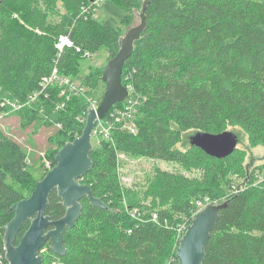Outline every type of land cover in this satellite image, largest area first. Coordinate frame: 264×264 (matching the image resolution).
Returning <instances> with one entry per match:
<instances>
[{"label": "trees", "instance_id": "1", "mask_svg": "<svg viewBox=\"0 0 264 264\" xmlns=\"http://www.w3.org/2000/svg\"><path fill=\"white\" fill-rule=\"evenodd\" d=\"M95 1L0 0V99L27 100L55 68L76 80L87 52L95 56L105 48L108 61L118 53L122 34L96 19ZM113 1L129 15L144 2ZM62 8L66 13L52 21L50 13ZM15 9H20L19 17ZM146 17V30L122 75L123 84H132L141 101L138 132L115 125L111 140L93 145V166L80 180L108 208L83 198L79 220L63 234L66 254L55 255L49 241L42 248L49 254H40L42 264L54 257L64 264H179L178 229L191 225L200 211L197 202L207 198L226 206L205 247L203 264H264V183L258 184L256 177L264 166L246 169L244 184L227 182L226 192L222 181L243 167L245 150L216 159L193 146L178 147L189 131L220 134L230 127L245 133L251 147H264V0H150ZM61 37L72 46L58 53ZM102 71L80 81L86 96L66 100L56 86L49 97H40L14 116L34 132L40 126L55 129L46 153L52 167L58 152L82 135L87 98L102 82ZM121 107L117 104L111 111ZM120 154L178 163L201 176L162 171L145 195L146 204L127 203ZM29 161L22 145L0 131V264H8L4 236L6 224L15 217L13 206L31 196L8 180L32 188V194L49 172L40 180L33 178ZM65 214L55 190L46 215L60 220ZM29 226L27 221L17 244Z\"/></svg>", "mask_w": 264, "mask_h": 264}, {"label": "water", "instance_id": "2", "mask_svg": "<svg viewBox=\"0 0 264 264\" xmlns=\"http://www.w3.org/2000/svg\"><path fill=\"white\" fill-rule=\"evenodd\" d=\"M149 4L150 0H144L137 14L140 23L120 38V50L103 68L101 79L106 90L99 107L88 111L82 135L58 152L56 166L37 182L31 196L13 206L15 217L6 224L4 236L8 264H42L40 251L49 241L52 243L51 251L55 255L64 256L66 248L63 234L66 228H73L79 220L83 198L87 197L95 207L108 208L100 199L93 197L90 187L81 184L80 180L93 166L90 158L93 130L114 106L123 103L129 96L122 82L123 69L134 52L135 44L142 39L146 30ZM190 144L210 157L226 159L238 149L239 138L236 133L228 130L220 134L198 131L190 137ZM55 190L66 208V214L60 220L46 215L49 197ZM225 206L226 203L209 205L195 215L177 248L179 264L204 263L205 247L217 227L219 212ZM27 221L30 226L17 244L18 235Z\"/></svg>", "mask_w": 264, "mask_h": 264}, {"label": "rangeland", "instance_id": "3", "mask_svg": "<svg viewBox=\"0 0 264 264\" xmlns=\"http://www.w3.org/2000/svg\"><path fill=\"white\" fill-rule=\"evenodd\" d=\"M144 0H141V4ZM97 4L95 17L97 20L105 25L113 26L117 28L122 36H124L128 30L137 26L140 23L139 10H135L130 15L125 13L118 4L113 0H96ZM14 15L19 17L20 9H15ZM66 13V10L62 8L60 12H51V20L57 21L62 18ZM109 51L102 48L92 58L81 60V66L76 78V82H80L92 71L102 70L108 63ZM1 90V89H0ZM106 90V85L101 82L98 84L96 89L93 90L92 97L100 101ZM15 115L9 117L0 126V131L11 139H14L22 145L27 151V156L30 159L29 173L33 178L40 180L44 175L46 169H44V157L46 156L47 150L49 149L48 138L54 134V128H48L40 126V131L34 132V127H23L20 117ZM228 131L234 132L238 135L239 144L237 146L240 150L246 151V159L243 163V167L240 168L237 173H232L222 181L224 191L228 192L229 188L227 182L232 184L241 185L244 184L243 174L245 170H251L254 167L264 166V147L253 148L249 144L248 137L239 128L230 127ZM196 132L189 131L183 135V142L178 145L182 150L188 149L190 144V137ZM99 138H93L92 144L98 143ZM48 155V154H47ZM120 168L119 176L124 192L128 197L127 203L138 201L143 204L147 203L145 195L149 191L151 185L156 181L157 176L162 171L175 172L182 175L189 176L191 178L201 176L197 170H186L183 166L178 163H169L161 160L147 159L144 157L131 155V154H120ZM8 182L14 184V186L22 192L25 197L31 195L32 188L24 187L23 183L13 182L9 179ZM150 199H148V203ZM156 209V208H155Z\"/></svg>", "mask_w": 264, "mask_h": 264}, {"label": "built area", "instance_id": "4", "mask_svg": "<svg viewBox=\"0 0 264 264\" xmlns=\"http://www.w3.org/2000/svg\"><path fill=\"white\" fill-rule=\"evenodd\" d=\"M72 42L67 37H61L59 42L56 45L58 53L62 52L66 47H71ZM86 58H91L89 52L85 54ZM58 86L61 89V97L66 98L69 100L71 96H86V87L81 84V82H76L69 77H65L60 74L59 69L55 68L48 76L43 77L40 81L38 89L33 92L27 100L20 101V100H12L8 98L0 99V126L3 125V122L8 119L9 117L16 115L23 111L25 108L32 106L35 104L40 97L46 96L49 97V92L51 88ZM129 91V96L125 99L122 104L121 108H116L113 111H109L107 115L104 117L103 120H100L92 132V139L99 138V140H111L112 131L116 126L121 130L127 131L131 134H136L138 132L137 124H136V115H137V107L141 105L140 98L137 97V94L132 86V84L125 85ZM89 107L86 111L85 121L87 119L88 111L90 109H97L101 103V101L96 100L95 98H87ZM64 105V104H63ZM63 105L61 107H63ZM83 121V119H82ZM44 164L43 167L47 171L52 170V162L44 157ZM30 164V161L28 162ZM256 177L258 178V184L264 183V170L260 173H256ZM197 205L199 210H203L209 205H220L217 202H210L209 199H205L203 202L198 201ZM132 216L137 219L139 218L138 212H133ZM188 229L187 224H182L179 229L178 233L181 237L179 240V244L175 248L180 245V241L183 238L184 234ZM40 254H49V249L44 248L41 249ZM55 259L52 260L49 264H64L60 261L59 258L54 257ZM174 264V263H169Z\"/></svg>", "mask_w": 264, "mask_h": 264}]
</instances>
